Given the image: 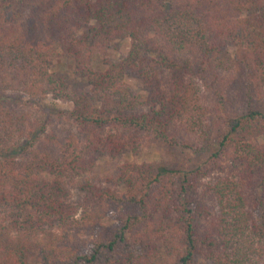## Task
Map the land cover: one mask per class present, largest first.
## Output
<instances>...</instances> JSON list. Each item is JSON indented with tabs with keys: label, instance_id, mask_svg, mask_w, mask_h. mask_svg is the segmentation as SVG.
Masks as SVG:
<instances>
[{
	"label": "trees",
	"instance_id": "trees-1",
	"mask_svg": "<svg viewBox=\"0 0 264 264\" xmlns=\"http://www.w3.org/2000/svg\"><path fill=\"white\" fill-rule=\"evenodd\" d=\"M0 264H264V0H0Z\"/></svg>",
	"mask_w": 264,
	"mask_h": 264
},
{
	"label": "rangeland",
	"instance_id": "rangeland-1",
	"mask_svg": "<svg viewBox=\"0 0 264 264\" xmlns=\"http://www.w3.org/2000/svg\"><path fill=\"white\" fill-rule=\"evenodd\" d=\"M130 48L131 40L129 38L115 41L108 50V57L114 61H118L128 54ZM94 67L96 70L99 71H104L106 69L101 56H96L94 60ZM52 72L66 77L72 89L78 88L80 84V86L84 87L85 89H87V91L90 92V90L85 87V80L77 77V75L75 74V64L73 61L67 60L65 58H57L54 62V66L52 67ZM126 81L138 93L145 95L141 83H139L136 78L128 76ZM44 105H47L52 109L61 110H70L73 106L72 103H64L62 101L54 100L52 96H49L44 101ZM205 157V155H194L188 150H180L179 162H182L187 166L194 167L200 165L205 160ZM127 162H136L139 164H158L160 162L170 163L169 158L166 154V148L161 144H151L149 146L143 147L137 155H134L132 153L126 154L119 164L113 162L111 158L100 159L98 161V168L96 170V173L102 176L104 179L111 178L115 176V171L117 170V168ZM83 196L84 194L82 192L74 190L72 198L76 204H80L83 203ZM104 222L110 225L111 227L114 226L113 221H109L107 219L104 220Z\"/></svg>",
	"mask_w": 264,
	"mask_h": 264
}]
</instances>
